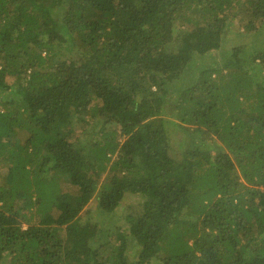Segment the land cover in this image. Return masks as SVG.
Returning <instances> with one entry per match:
<instances>
[{
	"label": "trees",
	"instance_id": "1",
	"mask_svg": "<svg viewBox=\"0 0 264 264\" xmlns=\"http://www.w3.org/2000/svg\"><path fill=\"white\" fill-rule=\"evenodd\" d=\"M261 28L264 0H0V264H264Z\"/></svg>",
	"mask_w": 264,
	"mask_h": 264
},
{
	"label": "rangeland",
	"instance_id": "2",
	"mask_svg": "<svg viewBox=\"0 0 264 264\" xmlns=\"http://www.w3.org/2000/svg\"><path fill=\"white\" fill-rule=\"evenodd\" d=\"M242 31H243V26H241L240 21L237 18H235L232 24L230 25L227 34L224 35V40H223L224 46L229 48L238 44L250 43V40H252L253 36L245 35L243 34ZM259 34L264 35V28H261L259 30ZM169 129H170V137H171V153L175 158H181V154L183 153L184 149H186L187 146L181 144V140H180L181 136L180 133H178V131H175V129H172L171 127H169ZM136 202H137L136 197H134L133 195H126L124 200L122 201V206H120L119 208L118 214L124 216V214L127 213L126 210L128 205L130 204L134 205L136 204ZM123 216L119 218L116 223L125 224V219L123 218Z\"/></svg>",
	"mask_w": 264,
	"mask_h": 264
}]
</instances>
